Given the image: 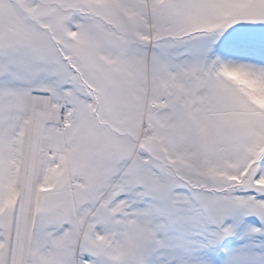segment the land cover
<instances>
[{"label":"snow or ice","instance_id":"obj_1","mask_svg":"<svg viewBox=\"0 0 264 264\" xmlns=\"http://www.w3.org/2000/svg\"><path fill=\"white\" fill-rule=\"evenodd\" d=\"M0 264H264V0H0Z\"/></svg>","mask_w":264,"mask_h":264}]
</instances>
